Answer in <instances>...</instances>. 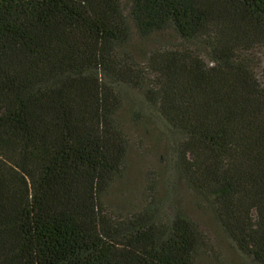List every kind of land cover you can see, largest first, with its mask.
<instances>
[{"label": "trees", "instance_id": "16d2710c", "mask_svg": "<svg viewBox=\"0 0 264 264\" xmlns=\"http://www.w3.org/2000/svg\"><path fill=\"white\" fill-rule=\"evenodd\" d=\"M216 231L264 264V0H0V264H229Z\"/></svg>", "mask_w": 264, "mask_h": 264}, {"label": "rangeland", "instance_id": "374dc122", "mask_svg": "<svg viewBox=\"0 0 264 264\" xmlns=\"http://www.w3.org/2000/svg\"><path fill=\"white\" fill-rule=\"evenodd\" d=\"M213 233L216 234L213 247L215 246L216 250L219 252V259L222 261L225 260L229 264H251L248 258L236 252L232 245L218 235L219 233L217 231Z\"/></svg>", "mask_w": 264, "mask_h": 264}]
</instances>
